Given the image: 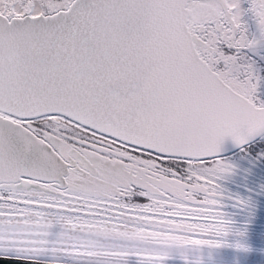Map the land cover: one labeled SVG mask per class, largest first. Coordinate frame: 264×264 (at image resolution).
I'll list each match as a JSON object with an SVG mask.
<instances>
[{
  "label": "snow or ice",
  "instance_id": "obj_1",
  "mask_svg": "<svg viewBox=\"0 0 264 264\" xmlns=\"http://www.w3.org/2000/svg\"><path fill=\"white\" fill-rule=\"evenodd\" d=\"M255 252L264 0H0V264Z\"/></svg>",
  "mask_w": 264,
  "mask_h": 264
},
{
  "label": "rangeland",
  "instance_id": "obj_2",
  "mask_svg": "<svg viewBox=\"0 0 264 264\" xmlns=\"http://www.w3.org/2000/svg\"><path fill=\"white\" fill-rule=\"evenodd\" d=\"M234 189L235 191L237 190V185L236 184H230L229 188ZM225 255H228L225 253ZM251 256L253 257V262L254 264H264V256H261L259 252L252 253ZM174 264V262H173Z\"/></svg>",
  "mask_w": 264,
  "mask_h": 264
},
{
  "label": "trees",
  "instance_id": "obj_3",
  "mask_svg": "<svg viewBox=\"0 0 264 264\" xmlns=\"http://www.w3.org/2000/svg\"><path fill=\"white\" fill-rule=\"evenodd\" d=\"M228 186H229V185H228ZM230 189H231V190H233V191H235V190H234V189H232L231 187H230Z\"/></svg>",
  "mask_w": 264,
  "mask_h": 264
}]
</instances>
